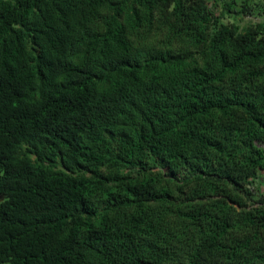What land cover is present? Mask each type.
<instances>
[{"label": "trees", "instance_id": "obj_1", "mask_svg": "<svg viewBox=\"0 0 264 264\" xmlns=\"http://www.w3.org/2000/svg\"><path fill=\"white\" fill-rule=\"evenodd\" d=\"M231 13L264 0H0V264H264V22Z\"/></svg>", "mask_w": 264, "mask_h": 264}, {"label": "rangeland", "instance_id": "obj_2", "mask_svg": "<svg viewBox=\"0 0 264 264\" xmlns=\"http://www.w3.org/2000/svg\"><path fill=\"white\" fill-rule=\"evenodd\" d=\"M214 2L215 0H211V5H213ZM220 10H221V5L219 3V8L217 11H220ZM237 10H240V6H238L234 12H236ZM255 16H258V15H255ZM226 22H231V23L235 22L241 25V27H246L250 24L264 22V17H254V16H249V15L242 16L241 14L231 13L227 16ZM159 169H162V171L165 173L168 172L167 168L159 167ZM255 190L257 194L264 195V174L259 180L256 181Z\"/></svg>", "mask_w": 264, "mask_h": 264}]
</instances>
